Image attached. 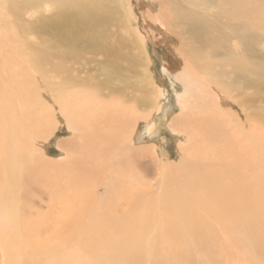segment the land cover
Returning a JSON list of instances; mask_svg holds the SVG:
<instances>
[{
  "label": "bare ground",
  "instance_id": "obj_1",
  "mask_svg": "<svg viewBox=\"0 0 264 264\" xmlns=\"http://www.w3.org/2000/svg\"><path fill=\"white\" fill-rule=\"evenodd\" d=\"M102 1L0 0V264H264V132L251 123L262 127L264 119L248 112L263 98L264 0H160L166 12L157 23L150 16L179 39L182 68L173 76L183 88L180 113L166 125L167 111L157 125L154 113L146 114L147 132L165 127L182 154L177 166L153 164L161 187L154 201L152 183L142 197L114 188L140 185L128 171L113 181L124 158L155 161L156 146L152 153L137 134L136 112L160 110L162 91L141 45V60L131 53V31L123 40L116 23L119 38L110 40L109 26L97 17ZM122 1L109 5L118 20ZM135 67L150 87L142 97L125 93ZM198 103L217 115L195 122ZM221 103L238 107L245 121L230 109L220 115ZM57 116L70 133L69 143L57 144L60 156L72 164L81 148L90 164L83 175L98 181L85 195L62 169L45 173L41 202L47 197L50 213L40 214L39 200L33 208L23 201V180L38 131L50 136ZM205 129L218 137V152L199 151ZM89 139L94 147L85 151ZM197 157L208 163L199 167ZM232 252L241 261H227Z\"/></svg>",
  "mask_w": 264,
  "mask_h": 264
},
{
  "label": "rangeland",
  "instance_id": "obj_2",
  "mask_svg": "<svg viewBox=\"0 0 264 264\" xmlns=\"http://www.w3.org/2000/svg\"><path fill=\"white\" fill-rule=\"evenodd\" d=\"M111 1L112 0L102 1V3L104 4L103 5L101 3L102 7H103L102 9L99 6L100 3H98L96 6L97 17L103 21V23L105 24L106 27L109 26V29L107 31V35L109 34V36L111 37L110 40L112 42H114L119 37H117L116 35H113V32L115 30L120 31V28H121V32H120L122 35L121 37L123 40L125 39L127 41L126 34H127L128 30L131 31V32H129V34H131L137 40V42L135 40V46L133 47V49H131V53L135 55L137 60H141V57H142L141 55H143L142 49L144 50L145 54L148 57V60L150 61V69L149 70H151L152 76L154 77V81H156V86L159 87L160 92L162 91L161 95H160V99H159V105L161 106L160 110L159 109L154 110L150 106H145V107L143 106V107L137 108V112H136L137 114L140 115V116H137L139 119L137 120V123L135 126L137 128V132H138L137 134L138 135L142 134V137H143L142 143L143 144H146L147 146H150L151 144H153L156 146L154 148L155 152L153 154L155 157V161L152 163V161H150L149 159L140 158L139 159L140 161H137V163H136L132 160H128V159L124 158L125 161L123 162V167H122L123 172L118 174V175H115L116 177L113 176L112 179L115 182H118V181L121 182L120 177H124L123 180H125L126 176H128V174H129L128 172H131V173L133 172L131 175H133L134 177L137 178V182L140 183L139 186L137 185L136 188H135V186H132L133 188H128L129 185L124 184L122 182V184L119 183V184H117V186L114 185V188L117 190L120 189L125 195L130 194L133 196V194L136 193V194H140V197H142V193H146L147 190H149L147 187V184L152 183L153 188L151 190V193H153V194H151L150 195L151 197L150 196L149 197L154 201L157 198H159V193H157V192H159L161 187H160V183H159L160 177L155 175V169L153 167V164H155L157 161H160L161 163H164L166 165L177 166L180 163V159H181L180 157L182 156V154L179 152L180 144L178 143V138L175 135L170 134L169 131L165 127L163 128V126L161 127L160 133L158 135L155 133V131H152L151 133L147 132V130H146L147 129L146 128L147 123L145 122V120H146V117L148 118L149 115L154 113V118L156 120H154V118H153V121L155 122V125H157L159 123V121L162 119L163 110H164V111H167L166 112L167 113L166 114L167 120L165 122V125H166L168 123V121L173 116L178 115L180 113L176 101H177L178 93L179 94L183 93V88H182V85L179 82V80H177V78H175L173 75H174V72L181 70V68H182V65H179L181 63V61H179L180 60L179 51L181 49V46H180L181 44H180L177 36H174L170 32H164L163 29L161 30V28L159 26L152 23V21L155 22V20H156L155 23L160 21L159 20L160 15L162 16L166 12V9L168 8L167 5L165 6L160 0H159L160 2H158V0H128V1L123 0L122 1V9L119 12V13L122 12V15H123L121 20H118L115 18L117 15V14L115 15L116 9H114L112 6H109ZM152 15H154L156 17V19L154 18L155 20L152 19V21H151L150 16H152ZM112 20L114 22H112ZM119 22H121V24ZM116 23L120 26V28L118 26H116ZM116 31H115V33H116ZM136 35H137V37H136ZM138 36L140 37V40L138 39L139 38ZM129 39L132 40V37H130ZM184 42H185V40L183 41V43ZM139 45H141L142 49L140 48ZM121 50L124 51V54L129 53L127 48H121ZM126 54H125V56H126ZM254 60H256V58ZM132 64L134 66V63H132ZM89 65H90V67H87V68H90L91 71H92V69L95 70L97 68L94 64H89ZM124 66H125V68L129 67L130 69L132 67L131 63L129 61H126ZM135 69L138 70V74L134 73V72L130 73V75H129L130 78L128 79V81L124 87L126 89L125 93L128 96L142 97L143 92L150 89V87L149 88L147 87V89H146L145 86L143 85L144 83L142 84L143 78L140 76L139 72L143 69L142 68L138 69L136 67H135ZM85 71L86 70L84 69V72ZM86 73H88V72H86ZM94 74H96V72H94ZM96 78L101 79L100 76L96 77ZM135 88H137V90ZM261 95L263 97V98H261L262 102L257 103L256 106H254V107H251L248 110V112L259 113V116L264 119V96H263L264 91L261 92ZM228 103L227 104L221 103L219 106L217 105V107L221 111V113H219V114L221 115V114H223V112H227V109H230L238 116L236 118H239L240 121H245V118L242 115V112L240 111V109L236 106L231 107V105H229ZM198 104H194L195 105V113L197 112L195 114L197 116L194 118L195 122L200 123L199 121H201V120H204L208 117L211 118V114H213V113L215 115H217L215 113L216 110L213 111V108H212V110L210 109L211 114H206L201 109L202 108L201 104H199V105ZM126 106H132V105L130 103H127ZM197 110L198 111L201 110L202 112H200V111L198 112ZM238 113H239V115H238ZM146 114H149V115H146ZM212 116L214 117V115H212ZM251 119H252V117H251ZM55 120H56V123H59V125L57 124L56 128H54L51 131L52 134L47 137V134H44L45 130L40 129V131H38L40 134L37 135V137L35 139V147L31 150V152L28 153L29 157H31L27 163V168L29 169V173L27 174L26 178L23 180V182H24L23 186H25L26 183L28 184V185L26 184V186L23 187V190H24L23 192L25 193V197H24L23 201H25V203L27 205H29L28 208H33L32 207L33 202H38V200L41 202V196H42L41 186L43 185V181H45V179H46L45 173H47V175L48 174L49 175H51V174L52 175H54V174L58 175V174H60V173H58L59 168H60V170L62 169L63 173H66V172L69 173L68 175H64L63 178H68L71 181V183H75L74 184L75 187H77V189H82L81 192L85 193V195L89 194L88 193V191H90L89 189H92L93 186H95L96 182L98 181L97 180L95 183H93L92 181H94V179L92 177H90L89 179H86L85 176L83 175L84 171H81V170H83L82 167H84L86 169H90L89 168L90 164H89V161L85 162V160L83 158L82 159L80 158V157H83L81 148H80V150L77 149L75 154H72V156H74L73 157L74 162H72V164L66 162L65 161L66 159L63 156H60V151L58 150L57 144H58V142H66L67 143V141L69 143L70 133L68 132L67 126L65 125L62 118L57 116ZM218 121H219V119H218ZM251 123L253 124L252 128H254V129L259 128L261 132H264V126L261 127L259 125L260 127H258V125H257L256 121H254V119H252ZM234 124H236V122ZM254 126H256V127H254ZM203 132L207 133L206 134L207 136ZM225 132L227 133L228 129ZM210 133H211L210 130H209V132H207V129H205L202 131L201 135H199L200 136L199 141L201 142L200 146L198 145L199 151L204 150V152H207L206 147H207V149L208 148L210 149V150H208L210 153L212 152L211 150L214 151L216 148L218 150L216 149L215 151L216 152L219 151V147L217 146V144H215V142H218V137L217 136L212 137V135L209 136ZM203 136L206 137L207 139H205ZM202 137H203V140H202ZM87 139H88V137H87ZM90 140L91 139H89L88 141L86 140V142L88 144L86 143L85 146H83V149L84 150L86 149L85 151H87L88 149H92L94 147L93 143H89ZM214 140H215V142H214ZM210 141L213 143H211ZM209 144L211 146H209ZM201 145H203V146H201ZM202 147L205 149H202ZM11 148H12V146H11ZM147 148H149L151 150V152L153 153L152 145L150 147H147ZM206 154H208V152ZM199 155L201 156V154H199ZM82 160H84V162H82ZM196 160L195 161L197 162L199 167H202V165L205 164L206 162L208 163L207 158H205L206 161L201 157H197ZM48 169H49V172H48ZM123 173H125V175H123ZM126 173H128V174L126 175ZM176 174L177 173H175L174 175L176 176ZM69 175H70V177L73 175L72 178H74V179L73 180L70 179L68 177ZM118 177H119V179H118ZM139 177H141V179ZM25 181H26V183H25ZM77 182H78V184H77ZM82 182H83V184H82ZM79 184H80V186H78ZM142 184H145V185H142ZM84 185H85V187H84ZM161 185L163 188L164 185L163 184H161ZM119 186H121L122 188ZM103 188L104 187H102V184H100V186L98 188L99 189V191H98L99 197L104 196V192H103L104 189ZM145 188H146V190H145ZM128 189H129V191H128ZM132 190H134V191H132ZM164 192H165V188L163 190V193L160 195V197L164 194ZM155 194H157V195H155ZM144 198H146V196ZM42 200H43V202H41V204L43 205V209L41 211H38L40 214H44V213H47L49 211V209L47 208V205H48L47 197L45 199H42ZM116 203L119 206H121L122 202L119 200V202H116ZM119 209H122V208L119 207ZM119 209H117V210H119ZM33 211H35V210L33 209ZM49 213H50V211H49ZM241 257L242 256H240L239 253L232 252L230 254V257H229L230 259L228 258L227 261H232V262L241 261L240 260Z\"/></svg>",
  "mask_w": 264,
  "mask_h": 264
}]
</instances>
